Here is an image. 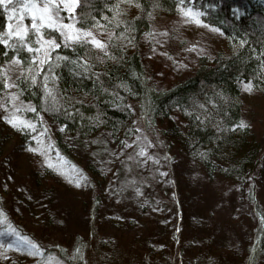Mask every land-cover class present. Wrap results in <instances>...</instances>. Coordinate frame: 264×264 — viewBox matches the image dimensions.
<instances>
[{
  "label": "trees",
  "instance_id": "1",
  "mask_svg": "<svg viewBox=\"0 0 264 264\" xmlns=\"http://www.w3.org/2000/svg\"><path fill=\"white\" fill-rule=\"evenodd\" d=\"M185 3L219 29L226 46L199 56L190 75L173 84L154 85L139 53L152 19L162 13L173 15L177 0H78L70 14L75 25L108 32L100 49L85 39L60 41L57 31L48 28L46 35L57 40L59 47L50 48L41 61L31 59L20 44L15 49L0 44V105L9 95L18 99L17 113L35 126L33 130L14 128L0 113V172L10 171L11 179L26 176L33 195L41 198L56 180L53 171L37 158L23 165L17 162L23 152L32 153L34 134L51 131V144L73 162L67 138L90 139L106 133L112 145L123 148L136 135L135 111L141 109L144 125L158 124L167 146L196 163L209 179L223 181L237 195L252 200L264 182V144L244 121L243 111L247 91L264 96V0ZM6 25L0 7V31H6ZM13 56L21 63L13 68L8 89L6 75L15 63H9ZM6 196L9 190L1 183L0 203ZM257 232L238 264H259L264 256V220ZM12 233L35 244L38 254L20 255L16 264H87L81 260L78 241L71 247L41 242L19 224L2 221L0 245L1 236L10 240ZM12 262L0 258V264Z\"/></svg>",
  "mask_w": 264,
  "mask_h": 264
},
{
  "label": "rangeland",
  "instance_id": "2",
  "mask_svg": "<svg viewBox=\"0 0 264 264\" xmlns=\"http://www.w3.org/2000/svg\"><path fill=\"white\" fill-rule=\"evenodd\" d=\"M31 2L16 0L8 6L15 7L16 15H20L19 4ZM177 2L173 15L162 13L152 19L139 53L156 86L185 79L199 56L226 46L213 26L197 24L183 15L182 9L189 6ZM70 14L61 12L65 22L71 20ZM12 23L13 30L23 23L31 31L29 15ZM87 30L103 44L107 42V31ZM57 34L65 42L60 32ZM48 38L55 40L45 35V40ZM32 39V46L39 47L34 43L36 37ZM82 39L91 41L90 37ZM50 48L35 53L36 60L41 61ZM28 53L31 58L33 53ZM16 67L14 63L6 75L11 86ZM245 102L244 121L263 145L264 96L251 89ZM3 105L0 113L20 117L18 99L9 95ZM135 115L136 135L123 148L112 145L106 133L90 139L80 140L76 135L67 138L76 159L73 162L51 144V131L43 133L41 129L34 134L37 150L30 155L23 152L17 162L23 165L37 158L51 168L56 180L39 198L33 195L26 176L11 179L10 171L0 172V184L9 190V196L0 203V223L19 224L41 242L71 247L78 241L83 250L81 260L87 264H238L264 220V182L252 200L237 195L222 185L223 181L209 179L196 163L167 146L158 124L144 125L141 109H136ZM28 123L33 130L34 124ZM1 237L0 258L16 264L20 255H38L32 244L15 235L10 240ZM259 264H264V256Z\"/></svg>",
  "mask_w": 264,
  "mask_h": 264
},
{
  "label": "snow or ice",
  "instance_id": "3",
  "mask_svg": "<svg viewBox=\"0 0 264 264\" xmlns=\"http://www.w3.org/2000/svg\"><path fill=\"white\" fill-rule=\"evenodd\" d=\"M15 2L16 0H0V6L5 7V11L8 14L7 18L9 20L7 31H0V44L12 49H15L17 44L23 45L27 48L28 52L33 53L31 58L36 60L37 55H35V53L41 52L42 49L46 50L48 47H59V44H57L55 40L51 38L45 40L46 33L44 29L48 28L55 29L56 31L60 32L61 38L65 41V43H81L83 42L82 37H90V42L93 45L99 48L104 47L103 42L97 40L89 30L76 27L74 18L68 22H65L64 18L61 16V12L65 10L67 13H74L78 0H32L31 3H20V15H16L17 9L15 7L8 6L10 3L14 4ZM129 2H132V0H129ZM181 3H185V0H181ZM182 14L193 18L197 24L205 23L204 20L200 19L202 14L195 7L190 6L186 10L182 9ZM25 15H29L31 17V31H29V26H25L23 23L16 25L15 30H13L12 21H22ZM208 26L212 27V25ZM215 30L219 31V29ZM33 36L36 37L34 43L39 45V47L34 48L32 46ZM12 62L19 64L21 63V60L19 57L13 56L12 61L9 63ZM21 71H23V68H21ZM33 80H35V77H33ZM5 86L10 87L11 85L7 84L6 82ZM246 87L250 89L251 85H246ZM3 106L4 105H0V107ZM13 112H15V109H13ZM2 118L14 128H20L21 130H24L26 127H32V124L22 121L20 117L15 115L12 117L5 115ZM241 126H243V122H241ZM233 127H235V125H233ZM36 150L37 149H33V151ZM32 246L36 247L35 244H32ZM9 247H11V245H9Z\"/></svg>",
  "mask_w": 264,
  "mask_h": 264
}]
</instances>
